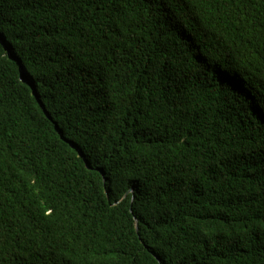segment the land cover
<instances>
[{"label": "trees", "instance_id": "obj_1", "mask_svg": "<svg viewBox=\"0 0 264 264\" xmlns=\"http://www.w3.org/2000/svg\"><path fill=\"white\" fill-rule=\"evenodd\" d=\"M0 44V264H264V0H0Z\"/></svg>", "mask_w": 264, "mask_h": 264}, {"label": "snow or ice", "instance_id": "obj_2", "mask_svg": "<svg viewBox=\"0 0 264 264\" xmlns=\"http://www.w3.org/2000/svg\"><path fill=\"white\" fill-rule=\"evenodd\" d=\"M3 48H4V45L3 44H0V49H3ZM8 54L9 55H12L13 54L12 50H9Z\"/></svg>", "mask_w": 264, "mask_h": 264}]
</instances>
